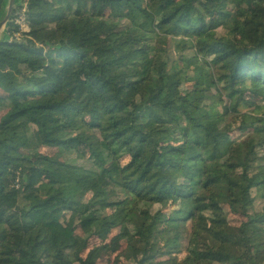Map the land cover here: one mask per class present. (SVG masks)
<instances>
[{
    "label": "trees",
    "instance_id": "1",
    "mask_svg": "<svg viewBox=\"0 0 264 264\" xmlns=\"http://www.w3.org/2000/svg\"><path fill=\"white\" fill-rule=\"evenodd\" d=\"M24 4L30 31L10 41L18 3L0 42V264H98L127 236L126 261L156 264L160 225L191 218L176 264H264V0ZM179 36L197 55L170 64L160 43ZM192 63L218 72L190 76ZM81 148L90 169L61 161ZM168 203H187L185 218L165 217ZM225 207L246 221L233 226Z\"/></svg>",
    "mask_w": 264,
    "mask_h": 264
},
{
    "label": "rangeland",
    "instance_id": "2",
    "mask_svg": "<svg viewBox=\"0 0 264 264\" xmlns=\"http://www.w3.org/2000/svg\"><path fill=\"white\" fill-rule=\"evenodd\" d=\"M24 4L27 2V0H16V4L18 3ZM7 3L8 0H5V6L4 9L2 11V15H1V19L0 21L5 17V13H6V7H7ZM11 21V20H10ZM10 23V22H9ZM8 23V25H9ZM8 25H6L2 31V33L0 34V41H3L5 39L6 36V32L8 29ZM213 33L221 36V35H227V30H225L223 27L215 30ZM161 48L165 49L167 51V57L168 60L170 61V64H173V62H178L182 65L181 59H195L196 58V50L194 47V43L192 38H190V36L186 37H176V38H172L167 40L166 42H161L160 43ZM189 71V75L190 76H207L211 73H215L218 72V68L213 67V68H208L205 64H196V63H192L191 66L188 69ZM197 85L195 82H190V83H185L182 87V90L184 92H188L190 90H192L193 88H196ZM248 98H250V96H248ZM255 100V99H253ZM216 102H220L219 99H217ZM258 103H260L262 106H264V101L261 100V98L258 99ZM223 110H225V105H222ZM6 113V111H2L0 113V118ZM225 114V113H224ZM228 121L231 120V117L227 118ZM33 128L32 127H28V132L32 131ZM237 132V131H236ZM234 132L231 136V140H241L242 138H244L247 135V132L242 133V132ZM39 152L43 153L44 155H48L51 157H55L58 154V149L57 148H40ZM81 152H86V157L80 158L79 155L73 153L70 155H62L61 156V161H72V160H76L77 164H79L80 166L86 168V169H90L91 168V163L88 161V151L85 148H81ZM258 152L260 153V156H264V148H260L258 150ZM261 164H264L263 162ZM252 195L254 196V198H256V203H255V207L253 209V212L255 211H260L262 209V200L259 197L260 194L257 193L256 190H253ZM204 201V200H201ZM203 203V202H202ZM187 207V203H176V204H166L163 207V212H164V216L167 217L170 220H178L180 218H185L184 216H186V211L187 209H185ZM112 210H108L107 213H110ZM224 212H225V216L227 217V219L230 221V223L235 226L238 227L241 225L242 222L246 221V218L240 216V215H236L234 213H232L230 211V209L228 207L224 208ZM205 216V219L203 218L201 221L205 227H209V223H208V218ZM69 216H66L65 218H67ZM162 228V229H161ZM179 229H175L173 228L172 230L167 229L166 224H162L160 225V233L158 235V237L155 240V244H157V246L163 248V253H161L157 258H156V264H176L178 262L183 261L186 256H187V248H188V244H189V240L193 234L194 228H195V219L191 218L189 220H187L186 222H182L181 224L178 225ZM203 228V227H202ZM205 233L206 231L204 229H202ZM122 230L121 228L116 229L112 232V234L109 237V240L107 241V244L110 243L111 239L114 238L115 236L121 234ZM78 234H82V231L80 228H78L77 230ZM177 233H180V251H170V248L166 247L168 240H170L171 238H174ZM207 234V233H206ZM208 235V234H207ZM206 235V238L208 240V237ZM209 236V235H208ZM132 241V237L131 236H127V237H122L120 239V250L117 253H112V254H108L106 256H104L103 258H101L98 261V264H132V261H126V259L124 258V254L125 252L128 251L129 245ZM209 243L210 245L213 244V240H211L209 238ZM154 241H151L150 243L153 244ZM99 242L97 240H92L91 241V248L94 244H98ZM255 245L257 246L256 250H260L263 251L264 250V245L260 244V241L257 240V242L255 243ZM144 253V243L141 241V243L139 244L138 250H137V256L139 258H141V256ZM86 255V254H85ZM176 262V263H175Z\"/></svg>",
    "mask_w": 264,
    "mask_h": 264
},
{
    "label": "built area",
    "instance_id": "3",
    "mask_svg": "<svg viewBox=\"0 0 264 264\" xmlns=\"http://www.w3.org/2000/svg\"><path fill=\"white\" fill-rule=\"evenodd\" d=\"M27 4H23L21 8H19L15 13V24L18 26L19 31L15 34L14 37L10 38V41L14 39H18L22 34L28 33L30 31L29 23L27 20Z\"/></svg>",
    "mask_w": 264,
    "mask_h": 264
},
{
    "label": "water",
    "instance_id": "4",
    "mask_svg": "<svg viewBox=\"0 0 264 264\" xmlns=\"http://www.w3.org/2000/svg\"><path fill=\"white\" fill-rule=\"evenodd\" d=\"M15 6H16V0H8L5 17L0 21V34L2 33L4 27L8 25V23L10 22Z\"/></svg>",
    "mask_w": 264,
    "mask_h": 264
}]
</instances>
